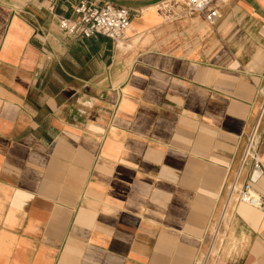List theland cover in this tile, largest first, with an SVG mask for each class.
Instances as JSON below:
<instances>
[{
  "label": "crops",
  "instance_id": "0c3cea01",
  "mask_svg": "<svg viewBox=\"0 0 264 264\" xmlns=\"http://www.w3.org/2000/svg\"><path fill=\"white\" fill-rule=\"evenodd\" d=\"M79 1L0 0V264H205L262 109L264 0L212 25L131 8L120 41L64 34ZM229 244L264 264V210L238 203Z\"/></svg>",
  "mask_w": 264,
  "mask_h": 264
},
{
  "label": "built area",
  "instance_id": "2783aa9c",
  "mask_svg": "<svg viewBox=\"0 0 264 264\" xmlns=\"http://www.w3.org/2000/svg\"><path fill=\"white\" fill-rule=\"evenodd\" d=\"M217 0H181L182 6L188 13H202L212 25L221 18V12L214 6ZM75 17L59 16V29L67 36L90 38L102 34L113 41L122 40L131 21V8L118 6L103 0L101 2L80 0L74 8ZM262 109L255 121L252 131L247 137L239 168L234 178L225 188L226 203L221 217L214 222V235L219 230L224 218L234 212L238 203H245L259 210H264V192L256 185L264 183V166L258 155V127L264 116V89L261 92Z\"/></svg>",
  "mask_w": 264,
  "mask_h": 264
},
{
  "label": "rangeland",
  "instance_id": "374dc122",
  "mask_svg": "<svg viewBox=\"0 0 264 264\" xmlns=\"http://www.w3.org/2000/svg\"><path fill=\"white\" fill-rule=\"evenodd\" d=\"M173 2H178L179 4H182L181 0H173ZM128 31L129 30L126 31V34H128ZM231 217H232V212H230L228 216H226V218L223 217L224 220L222 224H220L219 230L216 229L215 248L212 250L211 254H209L208 260L205 264H227V263L233 264L235 260L238 259L239 248L237 246L235 247V244L233 245V248L230 244L227 245L225 249H227L228 251L224 250V253L222 254V256L219 257V253H220L219 251L224 247L223 245L226 241L227 230L229 228ZM220 220L221 219H219V221L217 222H220ZM213 227H214V223H213Z\"/></svg>",
  "mask_w": 264,
  "mask_h": 264
},
{
  "label": "water",
  "instance_id": "95a60500",
  "mask_svg": "<svg viewBox=\"0 0 264 264\" xmlns=\"http://www.w3.org/2000/svg\"><path fill=\"white\" fill-rule=\"evenodd\" d=\"M106 1L114 3L118 6L127 7V8H143V7L159 4L165 0H143V1L106 0Z\"/></svg>",
  "mask_w": 264,
  "mask_h": 264
}]
</instances>
